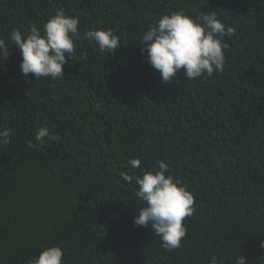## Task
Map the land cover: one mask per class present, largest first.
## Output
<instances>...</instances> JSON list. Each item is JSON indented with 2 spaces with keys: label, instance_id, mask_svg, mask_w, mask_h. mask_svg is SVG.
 Masks as SVG:
<instances>
[{
  "label": "trees",
  "instance_id": "obj_1",
  "mask_svg": "<svg viewBox=\"0 0 264 264\" xmlns=\"http://www.w3.org/2000/svg\"><path fill=\"white\" fill-rule=\"evenodd\" d=\"M0 264H264V0H0Z\"/></svg>",
  "mask_w": 264,
  "mask_h": 264
}]
</instances>
